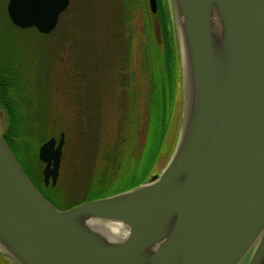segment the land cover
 Wrapping results in <instances>:
<instances>
[{
    "label": "water",
    "instance_id": "95a60500",
    "mask_svg": "<svg viewBox=\"0 0 264 264\" xmlns=\"http://www.w3.org/2000/svg\"><path fill=\"white\" fill-rule=\"evenodd\" d=\"M189 103L167 167L147 183L59 210L0 132V245L14 264H264V0H174ZM70 0H9L20 29L52 33ZM157 14V0H149ZM221 23L219 35L213 18ZM65 133L39 148L46 186ZM89 221L129 231L109 241Z\"/></svg>",
    "mask_w": 264,
    "mask_h": 264
},
{
    "label": "rangeland",
    "instance_id": "374dc122",
    "mask_svg": "<svg viewBox=\"0 0 264 264\" xmlns=\"http://www.w3.org/2000/svg\"><path fill=\"white\" fill-rule=\"evenodd\" d=\"M109 1L111 0L104 4L105 0H70V13L84 10L89 4L91 13H95L97 8L98 12L104 14ZM114 1L119 4L120 1L126 3L123 4V12L128 15L131 11V21L124 26L127 29L123 30L122 39L126 45L117 46L122 55L127 56L118 59L112 52L108 56L102 54L106 48L101 46L103 43L91 42L83 48L78 39L73 37L75 30L68 22L69 15L64 18L66 22L59 21L56 29L46 37L36 28L16 31L8 17V0H0V28L14 37H19L21 43H24V48L18 46L17 50L24 49L29 54L31 66L35 68L28 72H35L37 66L38 71L42 72L40 84L46 112L45 126L40 136L44 138V142L51 137H56L59 141L60 134L65 133L60 176L54 188L43 183L44 164L39 159V148L42 144L37 147L40 163L33 175L43 193L59 203L62 209L84 203L92 199L90 197L96 194L98 196L103 189L116 186V182L130 175L128 170L142 158L147 144L151 75L146 66V58L151 53L153 42L159 51L162 50V26L158 15H152L149 0ZM160 3L162 7L168 8L173 27L178 59V85L164 146L142 184L149 182L152 176L160 175L172 159L184 131L189 103L175 2L160 0ZM118 12L114 8V13ZM99 25L103 29V25ZM100 26H96V35L101 30ZM147 26L150 33L146 32ZM94 62L103 63L101 73L87 71ZM98 66L100 68V64ZM79 72L85 78L88 77V80L96 78L100 84L99 89H92L94 93L83 89L87 93L81 94ZM90 94L95 100L92 101V106L87 107L81 100ZM91 107L93 109H89ZM6 128L7 115L0 106L1 134ZM13 261L6 251L4 253L0 250V264H14ZM242 264H246V261Z\"/></svg>",
    "mask_w": 264,
    "mask_h": 264
},
{
    "label": "trees",
    "instance_id": "16d2710c",
    "mask_svg": "<svg viewBox=\"0 0 264 264\" xmlns=\"http://www.w3.org/2000/svg\"><path fill=\"white\" fill-rule=\"evenodd\" d=\"M105 2L104 4H107V0ZM123 4L126 3L120 1L119 4L114 0L109 1L106 6L107 11L105 10L104 14L101 11L99 13L97 8L95 13L92 12V14L89 10V4L86 5L84 10L79 9L72 13H70L72 10L70 7L62 15L60 23L62 21L66 22L64 18L69 15L68 22L71 23L70 25L75 30V32L73 31V37L78 39L83 48L91 44V42L93 44L103 43L101 46L107 49L104 48L102 54H107L106 56H108L109 52H112L117 59L124 58L127 54L122 55L117 46L124 47L123 30L127 29L124 26L131 21V11L129 15L127 12H123V7L125 8ZM114 8L119 10L117 14L114 13ZM152 15L155 16L154 14ZM157 15L162 26L161 41L163 47L159 51L153 42L151 44V53L146 58V66L151 75V90L149 93L150 120L147 144L142 153V158L136 165L130 167L128 170L130 175L116 182V186L103 189L98 196L96 194V196L90 197L92 199L87 201L106 198L140 186L164 146V140L173 116L177 93L178 59L170 14L168 8L161 6L160 0H158ZM99 24L103 25V29ZM97 25L101 29L98 35H96ZM12 26L16 31L21 30L13 24ZM146 32L150 33L148 26ZM42 36L46 37L47 35ZM23 45L24 43H21L19 37H14L0 28V106L7 115V128L2 133V136L25 174L41 194L57 209H71L77 205L62 209L59 203L43 193L37 184L38 182L33 178L40 163L37 156V147L44 143V138L40 135L41 130L45 126L44 113L46 109L40 84L42 72L38 71L39 66H37L35 72L31 74L28 72L29 69L33 70L35 66H31L32 60L24 49L23 51L17 50L18 46L24 48ZM83 51L85 52V49ZM98 64H100L101 69ZM102 65V62H94L87 71L95 73L99 71L101 73ZM78 75L80 76L78 78L80 83L79 92L81 94L82 92L86 94L87 92H84V90L86 91L87 89L91 90L90 92L92 93H94L92 89H99L100 84L96 78L93 77L88 80V77L85 78L83 74L81 75L80 73ZM94 100V97L92 98L90 94V96H86L81 101L89 107L92 106V101L94 102ZM39 176L41 178L40 173ZM52 187L54 188V186Z\"/></svg>",
    "mask_w": 264,
    "mask_h": 264
},
{
    "label": "bare ground",
    "instance_id": "6f19581e",
    "mask_svg": "<svg viewBox=\"0 0 264 264\" xmlns=\"http://www.w3.org/2000/svg\"><path fill=\"white\" fill-rule=\"evenodd\" d=\"M213 26L217 34L219 35V30L221 29V23L218 20L217 17L213 18ZM177 27L178 31L180 33V41L182 44V50H183V59H184V65H185V78L187 81H185L186 89L189 88V78H188V68H187V62L185 58V49H184V41H183V34H182V17L180 14L177 16ZM89 225L94 228L97 232H100L102 236L109 240V241H117L120 242L124 240L128 236V229L120 222L115 221H89ZM0 250L5 253V249L0 245Z\"/></svg>",
    "mask_w": 264,
    "mask_h": 264
},
{
    "label": "flooded vegetation",
    "instance_id": "af4514ba",
    "mask_svg": "<svg viewBox=\"0 0 264 264\" xmlns=\"http://www.w3.org/2000/svg\"><path fill=\"white\" fill-rule=\"evenodd\" d=\"M8 3H9V0H8ZM6 8H7V13H8V4H7V7ZM8 17H9V15H8Z\"/></svg>",
    "mask_w": 264,
    "mask_h": 264
}]
</instances>
